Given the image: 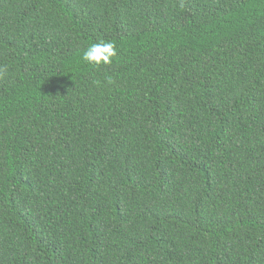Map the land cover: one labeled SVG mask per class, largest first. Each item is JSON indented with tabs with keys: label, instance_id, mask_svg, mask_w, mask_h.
<instances>
[{
	"label": "trees",
	"instance_id": "16d2710c",
	"mask_svg": "<svg viewBox=\"0 0 264 264\" xmlns=\"http://www.w3.org/2000/svg\"><path fill=\"white\" fill-rule=\"evenodd\" d=\"M0 264H264V0H0Z\"/></svg>",
	"mask_w": 264,
	"mask_h": 264
},
{
	"label": "clouds",
	"instance_id": "9594fccd",
	"mask_svg": "<svg viewBox=\"0 0 264 264\" xmlns=\"http://www.w3.org/2000/svg\"><path fill=\"white\" fill-rule=\"evenodd\" d=\"M117 56L113 42L99 41L90 44L83 53L82 60L92 67L108 66Z\"/></svg>",
	"mask_w": 264,
	"mask_h": 264
}]
</instances>
